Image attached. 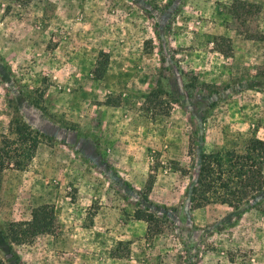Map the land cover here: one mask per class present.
<instances>
[{
    "label": "rangeland",
    "instance_id": "rangeland-1",
    "mask_svg": "<svg viewBox=\"0 0 264 264\" xmlns=\"http://www.w3.org/2000/svg\"><path fill=\"white\" fill-rule=\"evenodd\" d=\"M20 125L5 264H264V190L190 202L202 153L264 140V0H0V142Z\"/></svg>",
    "mask_w": 264,
    "mask_h": 264
},
{
    "label": "trees",
    "instance_id": "trees-1",
    "mask_svg": "<svg viewBox=\"0 0 264 264\" xmlns=\"http://www.w3.org/2000/svg\"><path fill=\"white\" fill-rule=\"evenodd\" d=\"M15 137L3 135L0 142V170L23 168L32 157L38 145V138L26 126H16ZM264 190V140L250 137L244 140L243 150H228L202 153L197 167L196 178L190 188V202L194 207L209 203H222L245 212L256 209L260 202L257 195ZM137 218L150 221L137 212ZM44 226L36 218L30 221H13L7 224L4 237L14 243L32 239ZM2 231L4 227L1 228ZM0 264H5L0 259Z\"/></svg>",
    "mask_w": 264,
    "mask_h": 264
}]
</instances>
